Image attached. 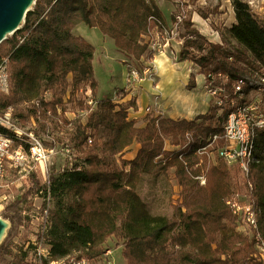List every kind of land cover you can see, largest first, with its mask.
<instances>
[{"label":"trees","instance_id":"16d2710c","mask_svg":"<svg viewBox=\"0 0 264 264\" xmlns=\"http://www.w3.org/2000/svg\"><path fill=\"white\" fill-rule=\"evenodd\" d=\"M231 2L235 22L223 31L230 46L211 42L179 8L170 15L175 27L178 22L180 60L197 65L206 86L221 90L224 99L222 105L212 101L209 111L194 120L148 117L144 127H137L129 118L135 103L97 99L95 47L73 33L85 23L127 57L153 58L151 43L159 39L165 45L174 28L157 0H35L19 31L0 43V70L9 83L7 92L0 91V111L10 110L22 125L34 121L47 134L54 126L65 129L79 154L70 168L51 176L50 184H37L44 208L52 207L41 235L50 256L37 264L94 260L110 237L122 243L124 264H264L256 255V239L237 231V218L227 204L235 195L252 201L258 213L255 231L264 243V127L253 130L256 161L248 177L236 165L210 160L224 144L229 101L262 88L264 104V84L257 82L264 78V22L244 0ZM194 77L189 91L196 88ZM240 81L244 85L237 92ZM81 92L85 100L77 98ZM69 105L80 108L72 120L64 117ZM0 134L21 143L1 126ZM136 143L135 158L124 159ZM172 170L180 189L173 214L153 215L139 187L146 176H169ZM200 177L206 178L205 186ZM22 200L4 210L10 228L0 255L29 264L8 241Z\"/></svg>","mask_w":264,"mask_h":264},{"label":"rangeland","instance_id":"374dc122","mask_svg":"<svg viewBox=\"0 0 264 264\" xmlns=\"http://www.w3.org/2000/svg\"><path fill=\"white\" fill-rule=\"evenodd\" d=\"M244 1L249 4L254 14L259 17V20L264 22V0ZM157 2L160 4L161 10H164L163 12L165 14H167V10H165L167 7L170 9L175 7L176 10L179 8L181 12L179 14L184 13L187 18L191 19L192 23L195 24L200 32L206 36V38L212 40H210L211 42L217 40L222 43L224 41L227 46L233 44L229 36L223 35L225 28L230 27L232 23L235 22V14L231 0H157ZM176 10H174V12ZM169 25L171 28L173 26L175 28V25H173L170 20ZM78 32L84 35L87 41L92 43L95 47L93 67L96 79L99 82L98 87L101 92L111 94L116 88L122 86L120 78L123 73L122 70L124 69L120 61L123 59V54L118 52V50H116L118 53L115 52V48L111 46H109V49L112 48L114 53H109V55L102 52L100 50L102 37L97 30L91 31V33L88 34L80 30H78ZM176 33L177 36L174 38L170 37L169 43L166 45H162L159 39H157L155 43H151L150 52L153 51L155 55H163V57L159 56V58L164 60L168 59L169 62L170 60H174L175 62H177V60L179 61L182 43L177 39L178 32ZM144 40L146 41L147 39ZM178 44L180 50H178L179 52L177 53ZM155 55L153 58H148L149 55L146 54L140 60L128 57V63L132 68H138L139 72H143L144 68L150 67L148 65L149 61L153 62ZM251 79L256 80L258 78ZM262 93L263 92L256 93V91H251L246 97H244V95L240 97V101L244 98L242 100L243 103L259 104V111L257 110L254 112L255 116L258 114L264 116ZM88 94L90 96L91 92ZM83 95L84 94L81 92L77 95V98L85 100V96ZM197 96V98L201 97L199 93ZM214 100L216 101V99H213V101ZM79 109L80 108L76 106H67V112L64 117L69 120L74 119L78 115ZM1 112L2 111H0V113ZM82 116H86V111L82 112ZM18 125L23 130L26 139L32 136L34 139L41 142L42 146L47 150L48 160L46 162H37L29 157L25 164L7 167L6 187L0 190V220H4L3 213L6 206L19 202L26 192H31L27 200L23 199L22 202L19 203V214L15 216L12 213V215L16 217V221L15 228L10 236H8V241L12 242L15 246L13 250L15 254L26 256L25 263L37 264L41 263L40 257L45 260L42 254H44L45 249H48L47 242H45L44 237L41 236L44 234L41 214L45 210V206L44 200L40 197L41 195L37 194L39 192L37 184L42 187L46 184L49 177L51 178V176L58 174L63 168H70L72 164L76 162V158L79 157V154L73 149L74 147L70 143L67 135L68 133L64 131L65 129L62 130L64 131L63 133L59 128L54 126L51 127L50 133L47 134L48 132L45 131L44 127L39 125L37 128L34 121L29 120L27 123H23V125L22 123H18ZM217 159L216 153L211 154L210 160L212 162H216ZM227 165L231 166L232 164L227 163ZM179 192L180 189L175 178L174 170L170 172L169 176H163V174L146 176L139 187V194L142 200L146 202L145 204H147L150 212L153 215L168 217H171L173 214V207L176 205L175 202H177L176 200ZM241 198L242 199L239 200L242 203L250 201L247 197L241 196ZM50 208L52 209V207ZM6 222L10 225L9 221ZM246 229L247 228L240 227L237 228V231L245 234L243 230ZM103 250V254L94 260H90V264L125 263L122 256L123 245L121 242H118L116 238H108L103 245ZM41 251L42 254L40 253ZM256 251V255L260 257V248L257 247ZM260 259L264 262V258L260 257ZM0 264L20 263L12 262L10 257L0 255Z\"/></svg>","mask_w":264,"mask_h":264},{"label":"crops","instance_id":"0c3cea01","mask_svg":"<svg viewBox=\"0 0 264 264\" xmlns=\"http://www.w3.org/2000/svg\"><path fill=\"white\" fill-rule=\"evenodd\" d=\"M172 9L176 10L175 7ZM172 9L169 7L165 9L167 14H164L168 20L174 12ZM87 26L85 23H81L74 29L73 33L82 35L78 30L87 32V34L94 30L100 32L95 27L90 28ZM99 34L102 37L100 50L105 52V54L114 53L112 48L109 49V46H111L117 52L116 50L118 49L115 47L114 41L104 37L101 32ZM213 42L220 43L221 41L218 42L216 40ZM178 50H180L179 44L177 53L179 52ZM118 52L120 51L118 50ZM122 54L123 59L120 61L124 69L120 78L122 86L116 88L111 94L101 92L98 87L97 99L111 97L118 104L135 103L136 109L131 108L129 110V118L136 121L137 127H144L148 117L194 120L199 115H204L209 111L213 98L205 89V76L199 74V68L193 62L189 60H177V62L170 60L169 62L168 59L159 58V56L163 57V55H155L153 62L149 61L148 64L152 69L151 73L144 75L142 81L136 86H129L127 85V76L131 67L128 64V57L124 53ZM191 74L196 75L194 77L196 78L194 91L187 90ZM198 93L201 95L200 98H197ZM139 148L140 146L137 143L134 144L126 151L123 158L127 160L134 159Z\"/></svg>","mask_w":264,"mask_h":264},{"label":"built area","instance_id":"2783aa9c","mask_svg":"<svg viewBox=\"0 0 264 264\" xmlns=\"http://www.w3.org/2000/svg\"><path fill=\"white\" fill-rule=\"evenodd\" d=\"M177 20L181 21V16L177 17ZM178 25V22H177ZM177 25L174 28V30L171 32L170 37L177 36ZM169 39L167 38V43H169ZM152 69L150 67L144 68L143 72H139L138 68H129L128 76H127V85L129 86H136L138 83L142 81L144 78V75L150 74ZM142 73V74H141ZM263 79L264 78H259ZM244 82H239L235 90L238 89V87L243 84ZM9 87L8 83V76L4 69L0 70V91L7 92ZM213 99H216V102L219 105H222L224 102V99L221 98V90L218 89H209L207 87L206 90ZM215 101V100H214ZM236 103V99H231L229 101V108L232 109V105ZM252 105V106H250ZM259 111V104H249L248 112L244 113V117H250L251 123L254 124V126L258 127H264V116L262 114H258L257 116L254 115L255 111ZM229 117V113L227 115L226 122L224 124V137L223 141L224 144L219 147L216 151V155L219 159L226 160L228 164L236 165L241 172L245 168V164L242 158V151H243V132L241 131V119L239 120H232ZM0 126L6 128L11 134L17 138L20 144L16 142L11 137H8L4 134H0V190L4 189L6 187V180H7V167H10L12 165H22L27 163L28 158L37 161V162H46L48 160V154L46 153L47 150L42 146L41 142L34 139L32 136H30L28 139L25 138V134L23 130L18 125V120L13 116L11 111H5L0 113ZM218 140L217 137H214L212 142H216ZM23 143H26L28 145V151L26 148H24ZM16 144V145H15ZM199 181L201 185L206 184V178L200 177ZM50 184V177L45 185ZM42 194V192H41ZM243 197V196H242ZM239 199L241 198V195H235L230 200H228L227 204L231 207L233 214L237 218L238 222V228L243 227L247 228L246 230H243L244 233L251 238H253V235H251L250 232V225H253L254 222H248V214H254L251 213V200L247 203H242ZM49 207V205H48ZM46 207V209L41 214L42 222L44 229H46L47 221L49 218V208ZM257 246L260 248V257L264 258V243L259 240L257 241ZM111 252V251H108ZM42 254V251L40 252ZM43 258H48L50 256L49 250L45 249L44 254H42ZM88 260H74L70 259L67 262H61V263H54L51 264H88Z\"/></svg>","mask_w":264,"mask_h":264},{"label":"bare ground","instance_id":"6f19581e","mask_svg":"<svg viewBox=\"0 0 264 264\" xmlns=\"http://www.w3.org/2000/svg\"><path fill=\"white\" fill-rule=\"evenodd\" d=\"M167 34V33H166ZM243 82V81H240ZM259 84H264L263 79H258ZM244 83L241 84L237 92H240L241 88L243 87ZM205 89L207 90V86H205ZM262 88L258 90V92H262ZM235 99V98H232ZM249 104L243 103L242 101H239L236 99V103L232 105V109L229 112V117L232 120H239L241 119V131L243 134V151H242V158L245 164V168L243 169L242 173L248 177L251 171L252 165L255 163L256 159L254 157V137H255V128L258 126H254L253 123H251L250 117H244V113L248 112ZM226 162V160H223ZM248 198V197H247ZM249 199V198H248ZM250 200V199H249ZM251 213L254 214H248V222H254L253 225H250V232L251 235H253V238L256 239V241L261 240L259 234L256 233L255 229L257 228L258 223V213L254 208V205L251 201ZM91 262L89 261L88 264Z\"/></svg>","mask_w":264,"mask_h":264},{"label":"water","instance_id":"95a60500","mask_svg":"<svg viewBox=\"0 0 264 264\" xmlns=\"http://www.w3.org/2000/svg\"><path fill=\"white\" fill-rule=\"evenodd\" d=\"M35 0H0V43L19 31ZM10 225L0 220V244Z\"/></svg>","mask_w":264,"mask_h":264}]
</instances>
